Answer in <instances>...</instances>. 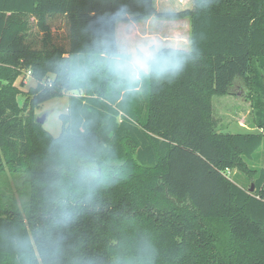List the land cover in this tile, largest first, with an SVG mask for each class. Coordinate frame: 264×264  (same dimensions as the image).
<instances>
[{"label":"trees","instance_id":"16d2710c","mask_svg":"<svg viewBox=\"0 0 264 264\" xmlns=\"http://www.w3.org/2000/svg\"><path fill=\"white\" fill-rule=\"evenodd\" d=\"M192 1L0 0V264H264V0ZM151 16L189 17L190 48L144 71L115 30ZM241 85L251 131L224 132ZM65 94L53 136L33 111Z\"/></svg>","mask_w":264,"mask_h":264},{"label":"rangeland","instance_id":"374dc122","mask_svg":"<svg viewBox=\"0 0 264 264\" xmlns=\"http://www.w3.org/2000/svg\"><path fill=\"white\" fill-rule=\"evenodd\" d=\"M162 2L157 1L159 7H161V3L163 4V6L164 4L167 6H164L161 9L159 8V11H174V9L170 8H175L173 6H178L176 0H162ZM159 19L160 18H152V20L155 21L154 23H163L164 30L168 29L167 21H175L173 19ZM162 20L165 22H160ZM119 35L121 36V32H119ZM166 42L167 41L162 42L161 44L163 45ZM134 54L136 55L135 57L137 59L143 58L141 53ZM26 70L27 68L21 70V73L19 74L15 82L17 85H19L22 91H27L30 86H33L35 84V80L33 79L34 77L32 76V73L30 74V76H24ZM22 80L24 81L23 85H21ZM241 87L242 85L238 86V88H234L232 91H234L235 93L229 96H213L212 98L213 115L217 119L218 127H222V131L224 132L234 133L251 131V128L249 126H252V107L250 105V101L247 100L244 96V88ZM68 98L69 97L66 94L50 98L42 102L33 111V115L35 117H39L42 115L46 116L45 121L43 123V127L53 136H57L61 132V120L59 118V115L61 113L66 112L68 106ZM23 100L24 95L20 94L17 96V101L20 105L22 104ZM242 123L245 126H242ZM233 171L229 172L228 175L232 177ZM0 181L2 182V190L5 191L6 194H11L19 198V191H17L16 188L17 186L13 184L5 185V183H9L10 181V178H8L7 174L5 176H1ZM243 183H245V185H248L249 182L244 180ZM8 187L11 188L10 191L6 189Z\"/></svg>","mask_w":264,"mask_h":264},{"label":"crops","instance_id":"0c3cea01","mask_svg":"<svg viewBox=\"0 0 264 264\" xmlns=\"http://www.w3.org/2000/svg\"><path fill=\"white\" fill-rule=\"evenodd\" d=\"M157 1L162 2V0H155L157 10L167 6L165 4L163 6L162 2L160 5L161 7H159ZM176 3L178 6H173L175 8L170 9L178 11L193 7L192 0H176ZM153 17L151 16L140 21L120 20L116 23L115 34L119 53L131 54L132 64L135 65L136 68H140L144 71L148 70L144 56L150 55L154 50L164 46L185 50L190 48L191 30L189 17L173 19L175 21L172 22L167 21V30H164L163 23H154L155 21L152 20ZM160 22L165 21L162 20ZM119 32H121V36L119 35ZM165 41L167 42L162 45L161 43ZM134 53H141L143 58L137 59ZM241 125L245 126L243 123Z\"/></svg>","mask_w":264,"mask_h":264},{"label":"water","instance_id":"95a60500","mask_svg":"<svg viewBox=\"0 0 264 264\" xmlns=\"http://www.w3.org/2000/svg\"><path fill=\"white\" fill-rule=\"evenodd\" d=\"M45 117H46L45 115H42V116L37 117L36 120L38 123L43 124L45 121ZM252 190H253V185H251L249 191H252Z\"/></svg>","mask_w":264,"mask_h":264},{"label":"built area","instance_id":"2783aa9c","mask_svg":"<svg viewBox=\"0 0 264 264\" xmlns=\"http://www.w3.org/2000/svg\"><path fill=\"white\" fill-rule=\"evenodd\" d=\"M30 74H31L30 70H27V71H25L24 76H25V77H26V76H30Z\"/></svg>","mask_w":264,"mask_h":264}]
</instances>
